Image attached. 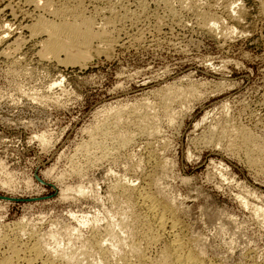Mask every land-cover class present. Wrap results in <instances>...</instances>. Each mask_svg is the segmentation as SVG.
Returning a JSON list of instances; mask_svg holds the SVG:
<instances>
[{
	"label": "rangeland",
	"instance_id": "374dc122",
	"mask_svg": "<svg viewBox=\"0 0 264 264\" xmlns=\"http://www.w3.org/2000/svg\"><path fill=\"white\" fill-rule=\"evenodd\" d=\"M16 1L0 0V262L9 244L39 243L40 264H103L92 246L100 238L126 252L143 214L117 188L127 184L171 206L205 263L264 264V0H234L239 21L201 1L234 29L227 38L192 12L128 0L125 26L76 66L41 61L39 40L21 28L31 9ZM176 91L184 96L163 110ZM144 117L159 137L142 132ZM122 136L130 143L120 146ZM168 244L164 236L146 253L157 261Z\"/></svg>",
	"mask_w": 264,
	"mask_h": 264
},
{
	"label": "bare ground",
	"instance_id": "6f19581e",
	"mask_svg": "<svg viewBox=\"0 0 264 264\" xmlns=\"http://www.w3.org/2000/svg\"><path fill=\"white\" fill-rule=\"evenodd\" d=\"M126 1H128V0H18V2L17 1L16 2L18 4H20L21 6L25 5L26 7L31 9V12H26L25 14L22 12L23 15L25 16V18L30 20L31 24H25L21 28L25 29V30L27 29V31H29L28 32V33H30V36L28 35L30 37L29 39L33 38L34 40L35 39L39 40V42H36V43H38L37 47H39L38 56H39V58L42 59V60L41 59L40 60L41 61L48 60L50 62L56 61V63L59 62V63L64 64L66 66H68V65H73V66L75 65L76 66L78 64L81 65L82 61H83V63L85 62V60L88 61L89 54L91 52V49L93 48V43L105 42V43H107V46L111 43L112 40H110V39L112 38V35H113L112 33H114V30H116L117 24L119 26L120 24H123L127 19H129V14L125 10L126 9L125 6H127ZM149 1L152 3L154 2L155 4H158V3L162 4V6H164L169 11V13H171V14L175 13L177 10H180L181 12L182 11H189L190 13L191 12L194 13L193 17L195 15V17L197 18V20H198L197 24H199V22H200L201 26L203 28H205L206 31L213 32L214 35H216V36H223L226 38L229 34H231L230 37L233 36L231 31H229V30H232L233 28L228 30L224 26V24H222L223 22H221L216 16L209 13L208 11H204L201 9L202 6L200 5V3L202 0H149ZM209 1L212 2L213 4H215L214 6H216V5L220 6L227 17H229L230 19L232 18L235 21L236 20L239 21V17H240L241 13L239 12L240 9L238 8L239 4L236 1H234V0H209ZM102 2H105L104 5H106V7L104 9H101V8L98 9V7H96L94 9L92 7V9H94L93 12L92 13L89 12L91 14L87 13V6H86L87 4H88V6L89 5L94 6V5H96L98 3L100 4ZM7 3L9 4V2H7ZM15 5H16V3H15ZM218 6H216V7H218ZM137 7H138L137 9H138L139 13L143 14V12H145V10H146L145 9L146 8L145 2L140 1V3H138ZM127 8H129V6H127ZM4 9H6V8H4ZM137 9H136V11H137ZM9 11H10V9H9ZM132 11H134V10H132ZM104 14H107V15H104ZM130 14H131L132 18H135L138 16V13H130ZM135 20H134V22H135ZM137 21H139V20H137ZM6 26H8V25H6ZM119 29L121 30V28H119ZM116 34H118V33H116ZM19 38H16V39L18 40ZM4 40H5V38H3V36H1V41H4ZM14 40H15V38H14ZM17 40H15L16 43H17ZM21 42H22V40H21ZM12 44L14 45V42H12L10 45H12ZM18 44L19 43H17L16 45H18ZM96 48H98V47H96ZM15 49H17V46H15L14 49H12V50H15ZM18 49H19V47H18ZM102 49H104V48H102ZM7 51H8V49H7ZM14 52H16V51H14ZM11 53L13 54V52H11ZM7 54H10V53L7 52ZM7 54L5 53L4 55H6V57L8 56L7 57V59H8L10 57V55H7ZM178 90L179 89H177V91ZM177 91H176V93H170V95H169V92H170V90H169L168 95H167V93H165L166 95L164 96V98L162 97V104L164 106V107L162 106L163 110L169 109L168 108L169 107L168 102L170 100L178 98L180 95L183 94L180 91L179 92H177ZM183 96H184V94H183ZM179 100H180V97H179ZM164 112H166V111H164ZM167 114H168V112H167ZM117 115H115V116L118 118L119 116H117ZM170 115H171V113H170ZM141 117L143 118V116H141ZM147 118L148 117H144L143 120L141 119L142 122H144L145 124H149V125H144V123L142 124V125H144L143 127L145 128L144 129L142 127V129H144L142 132L144 134H147V136L148 135L158 136L159 134H158L157 127L151 126L152 123L147 122ZM141 120H139V122H141ZM139 125H141V123ZM100 130H101V128H100ZM107 132L108 131L103 130L102 133L104 135L105 134L107 135ZM100 133L101 132H99V134ZM104 135H103V137H104ZM223 135H224V133H223ZM238 135H240V138H241L242 142L244 143V146H245V144H246V146L247 145L250 147L252 146L254 140L252 141V139L249 136H247L244 133L238 134ZM122 138H125V137L122 136ZM92 139H91V141H92ZM119 140H120V142H118V143L120 146H125L129 142V140L126 138L125 139L120 138V139H118V141ZM255 146L256 145H254V147ZM261 153H262V151H261ZM257 155H259V154H257ZM253 161H255V159ZM117 188L122 192V194L129 192L127 194V196L129 195L130 197L134 198L135 205L137 204L138 208L141 210V212H143L142 217L140 216L141 217V219H140V226L141 227H140L139 232L135 233V235L137 234L135 237L136 238L135 242L131 241L132 243L130 242L131 244L130 245L128 244V250L126 252H124V250H123L124 247H122V249H121L122 243H120V247H118V249H113L114 250L113 251L111 249V247H114V245L112 246L111 244H107L106 243L107 239L106 240L105 239L100 240L101 238L100 239H94L92 246L95 249V251L99 253L100 259H101L103 264H207V263H205V261L203 260L201 255L194 251V249L191 247V244H189V242L186 241V239L184 240V238L181 237L182 235L179 236V233H178L179 232V225L177 223L178 221L174 217L175 214H174V211L171 208V206L167 205L166 203H164L163 201H161L157 197H154L151 194V192H149L146 189L147 187H145V188L140 187L138 189H136V188L131 189V187L127 186V184H125V185L121 184ZM107 233H106V235H107ZM164 236H167V238L169 239V244L167 245V248L165 247V250L162 251V256H160L159 260L153 261L150 259V257L147 255L146 252L149 251L152 246H155L160 241V239ZM111 237H112V235H111ZM38 244H33V245H31L29 247H25V248L23 247L24 251H21L19 249L16 250L14 248L15 246L9 244V247H7L10 249V250L8 249L10 251L9 256L4 257V258L1 257L2 261L0 263L1 264H34V263L36 264V262H39L43 259L42 253H43V250L45 249V248L42 249L41 246H39ZM47 251H48V249H47ZM112 254L116 255V257H117V261L115 263H111L109 260V258ZM44 256H46V255H44ZM65 259H66V257H64V259H62V256H60L59 261H58V257L56 260H50V261L49 260L47 261V259L46 260L44 259V260L47 261L48 264H71L70 263L71 260L68 261L69 259H67V260H65ZM39 264H40V262H39ZM44 264H47V263H44Z\"/></svg>",
	"mask_w": 264,
	"mask_h": 264
}]
</instances>
